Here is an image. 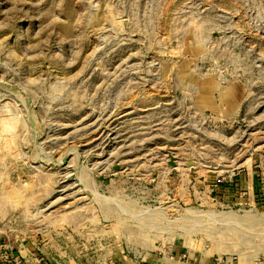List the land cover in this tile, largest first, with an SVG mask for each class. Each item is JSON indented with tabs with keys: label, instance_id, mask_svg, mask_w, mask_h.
<instances>
[{
	"label": "rangeland",
	"instance_id": "374dc122",
	"mask_svg": "<svg viewBox=\"0 0 264 264\" xmlns=\"http://www.w3.org/2000/svg\"><path fill=\"white\" fill-rule=\"evenodd\" d=\"M59 233L70 264H264V0H0V245Z\"/></svg>",
	"mask_w": 264,
	"mask_h": 264
},
{
	"label": "crops",
	"instance_id": "0c3cea01",
	"mask_svg": "<svg viewBox=\"0 0 264 264\" xmlns=\"http://www.w3.org/2000/svg\"><path fill=\"white\" fill-rule=\"evenodd\" d=\"M67 235H63V237H59L62 235V233L58 234L56 239L52 240V247L51 252L52 255H55L56 258H53L50 264H70V236L68 233ZM45 247H42L40 250L41 252H45ZM23 250H19V253L21 256L25 257L26 264H39L36 263L33 255H28L27 250H25V253L23 255ZM123 262V261H122ZM44 264H47L43 262ZM128 264L127 261L124 259L123 264Z\"/></svg>",
	"mask_w": 264,
	"mask_h": 264
},
{
	"label": "built area",
	"instance_id": "2783aa9c",
	"mask_svg": "<svg viewBox=\"0 0 264 264\" xmlns=\"http://www.w3.org/2000/svg\"><path fill=\"white\" fill-rule=\"evenodd\" d=\"M33 258L36 263L44 264L42 257L33 254ZM0 264H26V260L24 256L14 255L6 246L0 245Z\"/></svg>",
	"mask_w": 264,
	"mask_h": 264
},
{
	"label": "bare ground",
	"instance_id": "6f19581e",
	"mask_svg": "<svg viewBox=\"0 0 264 264\" xmlns=\"http://www.w3.org/2000/svg\"><path fill=\"white\" fill-rule=\"evenodd\" d=\"M244 217V216H243ZM237 218V217H236ZM246 218H247V216H246ZM244 220V219H243Z\"/></svg>",
	"mask_w": 264,
	"mask_h": 264
},
{
	"label": "water",
	"instance_id": "95a60500",
	"mask_svg": "<svg viewBox=\"0 0 264 264\" xmlns=\"http://www.w3.org/2000/svg\"><path fill=\"white\" fill-rule=\"evenodd\" d=\"M191 164V163H190Z\"/></svg>",
	"mask_w": 264,
	"mask_h": 264
}]
</instances>
